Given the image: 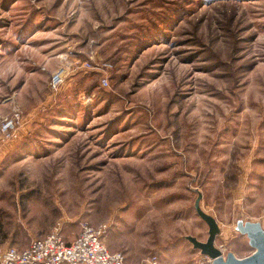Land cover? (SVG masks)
Masks as SVG:
<instances>
[{"label":"rangeland","instance_id":"rangeland-1","mask_svg":"<svg viewBox=\"0 0 264 264\" xmlns=\"http://www.w3.org/2000/svg\"><path fill=\"white\" fill-rule=\"evenodd\" d=\"M15 110L5 221L27 206L79 231L105 223L130 264H211L185 239L208 235L198 191L215 246L252 252L234 226L264 225V0H0V125Z\"/></svg>","mask_w":264,"mask_h":264},{"label":"built area","instance_id":"built-area-1","mask_svg":"<svg viewBox=\"0 0 264 264\" xmlns=\"http://www.w3.org/2000/svg\"><path fill=\"white\" fill-rule=\"evenodd\" d=\"M82 66H91L104 73L112 70L109 62L94 66L90 62H84ZM69 71L70 67L63 64L51 73L48 82L51 93L56 94L60 90ZM100 85L108 86V75L101 77ZM22 118L23 115L18 110L2 118L0 129L5 138L11 139L15 136ZM260 218L264 219V206L261 208ZM60 225L57 223L48 234L33 240L24 249L14 246L1 249L0 264H130L123 252L111 251L107 247L105 237L108 225L105 223L94 226L83 221L78 235L71 242L63 238ZM221 252L224 253L223 250ZM149 263L157 264L156 257H151Z\"/></svg>","mask_w":264,"mask_h":264},{"label":"water","instance_id":"water-1","mask_svg":"<svg viewBox=\"0 0 264 264\" xmlns=\"http://www.w3.org/2000/svg\"><path fill=\"white\" fill-rule=\"evenodd\" d=\"M201 197V193L197 191L194 209L206 223L208 235L205 241H200L192 235H186L185 239L192 244V247L206 255L211 264H264V225L262 221L248 218H239L235 221L234 230L245 236L247 244L252 249L249 255L237 257L232 251L222 253L214 244L216 235L220 233V226L213 215L202 210Z\"/></svg>","mask_w":264,"mask_h":264},{"label":"crops","instance_id":"crops-1","mask_svg":"<svg viewBox=\"0 0 264 264\" xmlns=\"http://www.w3.org/2000/svg\"><path fill=\"white\" fill-rule=\"evenodd\" d=\"M25 128L26 125L20 131ZM14 144V141H8L6 150L10 151ZM4 219L0 217V250L7 246L24 249L33 240L48 234L57 223L61 224V233L67 242H71L79 233L77 226L71 224L73 222L70 220L57 215L53 217L46 215V218H43L41 213L30 211L27 206H23L22 210L19 206H15L10 218H7L10 221Z\"/></svg>","mask_w":264,"mask_h":264}]
</instances>
